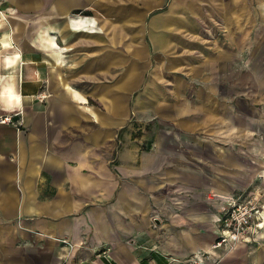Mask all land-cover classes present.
I'll list each match as a JSON object with an SVG mask.
<instances>
[{"label": "crops", "instance_id": "1", "mask_svg": "<svg viewBox=\"0 0 264 264\" xmlns=\"http://www.w3.org/2000/svg\"><path fill=\"white\" fill-rule=\"evenodd\" d=\"M166 2L0 0V114L12 116L0 123V264H264V203L260 229L212 248L216 196L251 176L221 152V125L207 136L198 119L218 108L213 62L197 66L198 105L173 126L182 144L120 138L143 62L179 60Z\"/></svg>", "mask_w": 264, "mask_h": 264}, {"label": "rangeland", "instance_id": "2", "mask_svg": "<svg viewBox=\"0 0 264 264\" xmlns=\"http://www.w3.org/2000/svg\"><path fill=\"white\" fill-rule=\"evenodd\" d=\"M163 7L174 14L176 32L168 54L179 55V60L155 50L152 61L143 62L142 88L129 99L120 138L140 151L154 150L162 133L179 140L180 131L173 126L186 115L182 109L197 107L195 91L204 88L203 72L196 68L213 62L210 84L217 91L218 108L198 119L207 136L215 133L213 124L221 125V152L237 156L243 176L251 173L227 196L264 203V0H167ZM142 37L151 44L148 36ZM180 83L184 95L177 91ZM5 116L9 114H0V120ZM214 195L209 192L207 199ZM227 196H216L220 208Z\"/></svg>", "mask_w": 264, "mask_h": 264}, {"label": "built area", "instance_id": "3", "mask_svg": "<svg viewBox=\"0 0 264 264\" xmlns=\"http://www.w3.org/2000/svg\"><path fill=\"white\" fill-rule=\"evenodd\" d=\"M12 116H5L1 123L11 122ZM221 216L218 220L219 236L212 244V248L222 245L234 246L240 241L247 240L253 232L263 225L260 219V209L254 200L236 199L234 196L224 198ZM192 264H206L200 259L191 261Z\"/></svg>", "mask_w": 264, "mask_h": 264}]
</instances>
